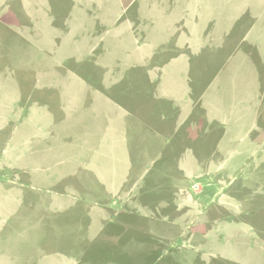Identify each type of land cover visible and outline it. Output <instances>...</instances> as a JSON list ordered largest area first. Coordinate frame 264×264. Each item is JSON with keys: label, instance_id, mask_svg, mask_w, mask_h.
Here are the masks:
<instances>
[{"label": "rangeland", "instance_id": "374dc122", "mask_svg": "<svg viewBox=\"0 0 264 264\" xmlns=\"http://www.w3.org/2000/svg\"><path fill=\"white\" fill-rule=\"evenodd\" d=\"M0 264H264V0H0Z\"/></svg>", "mask_w": 264, "mask_h": 264}, {"label": "crops", "instance_id": "0c3cea01", "mask_svg": "<svg viewBox=\"0 0 264 264\" xmlns=\"http://www.w3.org/2000/svg\"><path fill=\"white\" fill-rule=\"evenodd\" d=\"M190 166H192L193 164H189ZM200 169V168H199ZM231 168H229L228 170H230ZM197 170H198V168H196V169H194L192 172H190V173H188V174H186V177L185 178H189V177H192V175H194V174H196V172H197ZM233 170V169H232ZM211 171V170H210ZM211 172H213V170L211 171ZM196 184V183H195ZM196 185H198V184H196ZM188 185H184V189L187 187ZM199 186V185H198ZM200 187V186H199ZM188 189H189V187H188ZM186 190V189H185ZM199 190L201 191V187L199 188ZM199 191V192H200ZM101 210L102 211H105V207H103V205H102V208H101ZM106 210H107V208H106ZM161 248H163V247H160L159 249L160 250H162Z\"/></svg>", "mask_w": 264, "mask_h": 264}, {"label": "built area", "instance_id": "2783aa9c", "mask_svg": "<svg viewBox=\"0 0 264 264\" xmlns=\"http://www.w3.org/2000/svg\"><path fill=\"white\" fill-rule=\"evenodd\" d=\"M194 188H197V185L196 184H194V186H193Z\"/></svg>", "mask_w": 264, "mask_h": 264}]
</instances>
